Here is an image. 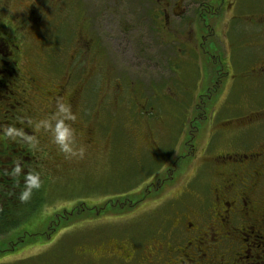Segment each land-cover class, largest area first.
Returning a JSON list of instances; mask_svg holds the SVG:
<instances>
[{
    "label": "rangeland",
    "instance_id": "rangeland-1",
    "mask_svg": "<svg viewBox=\"0 0 264 264\" xmlns=\"http://www.w3.org/2000/svg\"><path fill=\"white\" fill-rule=\"evenodd\" d=\"M160 2L180 15L147 14L157 0H0L13 97L27 90L7 117L1 103L0 131L17 128L10 144L33 137L20 143L40 172L34 210L0 236V264H102L117 244L161 238L199 205L186 191L203 196L212 181L207 167L193 172L202 161L264 143V0ZM58 101L82 157L36 127Z\"/></svg>",
    "mask_w": 264,
    "mask_h": 264
},
{
    "label": "flooded vegetation",
    "instance_id": "flooded-vegetation-1",
    "mask_svg": "<svg viewBox=\"0 0 264 264\" xmlns=\"http://www.w3.org/2000/svg\"><path fill=\"white\" fill-rule=\"evenodd\" d=\"M157 2L160 4L153 15L160 12L163 20L169 19V11L180 15V10L170 2ZM25 79V85L35 89V77L28 75ZM20 91L21 99L27 90L20 86ZM53 93L59 91L55 89ZM21 100L22 104L27 102ZM200 164L193 172L207 167L210 171L205 173L212 181H207L203 196L194 190L186 191L194 195L199 205L185 206L176 212L170 220L173 232L140 245L126 238L124 241L131 243L117 244L102 264H264V193L260 187L264 143L247 150L220 151ZM162 187L159 179L154 189ZM146 192L148 195L149 190Z\"/></svg>",
    "mask_w": 264,
    "mask_h": 264
},
{
    "label": "trees",
    "instance_id": "trees-1",
    "mask_svg": "<svg viewBox=\"0 0 264 264\" xmlns=\"http://www.w3.org/2000/svg\"><path fill=\"white\" fill-rule=\"evenodd\" d=\"M155 13V8L148 9L147 14ZM162 15V14H161ZM162 17V16H161ZM153 30V29H151ZM156 31H154L155 33ZM157 33V32H156ZM0 41V105L5 103L10 110L4 113V117L21 104V100L14 98L13 80L17 71L16 49L12 45L5 44L6 40ZM11 46V47H10ZM15 46V45H14ZM17 47V46H16ZM3 49V51L1 50ZM119 87V85H117ZM24 94V93H23ZM11 100V101H10ZM7 113V114H6ZM11 114V113H10ZM21 115V114H20ZM13 117V115H11ZM18 118H20L18 116ZM26 121L25 118H21ZM1 129V128H0ZM9 137L5 132L0 131V236L16 229L23 220L34 210L36 206L37 193L40 188L31 189V195L27 200L21 201L19 193L27 187L25 177L28 173L38 174L35 168L34 159L30 156L28 148L24 143L16 140L12 144L5 141ZM18 168V172L13 169Z\"/></svg>",
    "mask_w": 264,
    "mask_h": 264
},
{
    "label": "clouds",
    "instance_id": "clouds-1",
    "mask_svg": "<svg viewBox=\"0 0 264 264\" xmlns=\"http://www.w3.org/2000/svg\"><path fill=\"white\" fill-rule=\"evenodd\" d=\"M75 118V114L70 110V106L58 101L56 110L51 116L39 121L36 124V127L39 128L41 124H43L45 128L51 126L53 141L59 146L60 151L64 152L68 157H82L84 155V147L80 146L77 148L69 143V140L73 135V129L68 123H66V121L75 120ZM50 121H54V124L50 125ZM5 133L15 136L18 134V130L13 126H9L5 129ZM26 139L34 142L33 137L31 136H27ZM13 171L18 172L19 169L14 168ZM25 183L27 187L19 193V199L21 201L27 200L30 197L31 189H38L40 187L38 174L28 173L25 177Z\"/></svg>",
    "mask_w": 264,
    "mask_h": 264
}]
</instances>
